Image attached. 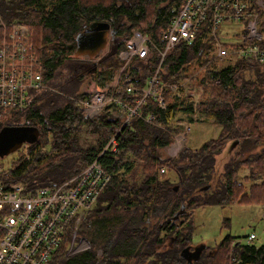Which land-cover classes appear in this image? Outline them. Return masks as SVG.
Segmentation results:
<instances>
[{"label": "trees", "instance_id": "trees-1", "mask_svg": "<svg viewBox=\"0 0 264 264\" xmlns=\"http://www.w3.org/2000/svg\"><path fill=\"white\" fill-rule=\"evenodd\" d=\"M184 1L0 0V20L27 28L29 52L46 84L28 90L24 107L3 109L9 119L0 128L35 125L41 130L30 144V159L11 177L28 193L42 186L55 189L95 159L114 133L119 143L116 156L105 152L98 158L112 175L93 207L81 212L76 227L75 217L67 221L42 264H187L179 252L192 247L198 207L264 205V60L233 54L243 46L238 41L223 43L230 54L220 59L210 15L193 40L166 51L158 69L160 53L151 47L146 58L133 57L119 84L108 88L107 96L137 106L126 123L127 112L117 102L90 117L78 102L87 96L80 87L91 67L96 85L112 81L132 28L143 25L163 49L161 33ZM98 20L111 28L105 52L95 64L70 56L76 36ZM2 31L0 25V39ZM257 31L264 46V10L258 11ZM159 93L164 108L158 105ZM178 114L211 119L219 130L196 148L183 145L171 158L166 147L183 129ZM82 133L95 136V143L83 147ZM230 144V155L218 167V156ZM82 238L89 246L73 251ZM191 264H264V244L227 234L216 245H206Z\"/></svg>", "mask_w": 264, "mask_h": 264}, {"label": "built area", "instance_id": "built-area-1", "mask_svg": "<svg viewBox=\"0 0 264 264\" xmlns=\"http://www.w3.org/2000/svg\"><path fill=\"white\" fill-rule=\"evenodd\" d=\"M252 6V8H251ZM264 10V0H185L176 14L169 20L168 26L161 33L165 42L163 49L150 40L143 25L134 27L130 35L124 39L125 47L119 51V65L114 77L106 85H90L87 97L79 99L86 117L98 114L105 106L117 102L127 112L124 121L137 112L127 103L107 96L109 87H116L121 74L133 57L146 58L151 47L160 53L159 68L166 51L180 41H191L197 29L210 15L211 33L215 36L216 55L223 59L230 51L216 40V30L223 23L239 21L244 26L238 42L241 48L231 52L244 57H252L258 63L264 60V46L259 45L262 35L257 31L258 11ZM3 27L0 39V122H7L9 114L4 108L24 107L27 104V92L31 88H43L41 70L36 69V60L29 52L31 44L25 39L27 28L23 24L12 23ZM227 43H233L228 41ZM74 54L70 56L73 57ZM157 71V70H156ZM154 77L151 80L153 83ZM130 90V87L127 88ZM149 89L146 90V93ZM186 93L194 95L192 90ZM158 105L165 107L161 94ZM196 96L194 95L193 98ZM140 102V101H139ZM151 118V116L148 117ZM189 130L183 128L173 134L171 143L166 147L167 154L174 158L184 145L185 134ZM29 143H22L14 151L15 157L10 160L0 159V264H42L59 243L67 221L75 217V227L83 210L93 207L99 192L109 181L111 174L103 169L98 161L102 153L112 156L118 154L119 143L114 133L105 143L97 157L86 164L77 173L55 189L42 186L33 193L25 192L20 180H14L10 173L30 159ZM164 169L161 168L160 172ZM119 178L122 174L115 173ZM73 231V238L75 236ZM255 238L254 233L246 237L249 242ZM89 246L81 239L73 251Z\"/></svg>", "mask_w": 264, "mask_h": 264}, {"label": "rangeland", "instance_id": "rangeland-1", "mask_svg": "<svg viewBox=\"0 0 264 264\" xmlns=\"http://www.w3.org/2000/svg\"><path fill=\"white\" fill-rule=\"evenodd\" d=\"M243 29L244 26H241L239 21L223 23L216 30V40L220 43L234 42L241 36ZM237 34L239 35L236 36ZM77 58H86V56ZM89 86L90 82L86 83L85 90L91 88ZM178 117L181 118L179 124L185 130L186 126L189 125V130L185 134L184 145L192 148H196L204 140L216 136L219 130V126L214 124L211 119H205L199 115L178 114ZM93 143H95V136H87L82 133L81 145L83 147ZM232 146L233 144L227 145L226 149L218 156V167H221L227 160L233 149ZM12 157H15L14 153L8 154L4 159L10 160ZM169 174L173 180L178 179L176 172L171 171ZM193 216L197 227L191 248L202 244L216 245L227 234L239 236L241 240H245L250 233H254L255 238L252 242L257 245L264 244V205L236 203L223 206L206 205L198 207ZM100 253L101 251L98 250L97 255Z\"/></svg>", "mask_w": 264, "mask_h": 264}, {"label": "water", "instance_id": "water-1", "mask_svg": "<svg viewBox=\"0 0 264 264\" xmlns=\"http://www.w3.org/2000/svg\"><path fill=\"white\" fill-rule=\"evenodd\" d=\"M111 34L110 24L107 21H94L86 27V33H79L76 36V47L74 57L86 56L87 59L96 63L98 56L103 54L108 46ZM85 37V38H84ZM94 81L90 78L83 82L80 92L85 91V85ZM95 84V83H94ZM41 130L35 125H3L0 128V159L16 151L22 143H35L40 136ZM205 244L195 246L193 249L189 245L184 246L179 255L191 264L192 260L199 258Z\"/></svg>", "mask_w": 264, "mask_h": 264}, {"label": "flooded vegetation", "instance_id": "flooded-vegetation-1", "mask_svg": "<svg viewBox=\"0 0 264 264\" xmlns=\"http://www.w3.org/2000/svg\"><path fill=\"white\" fill-rule=\"evenodd\" d=\"M98 21H100V20H98ZM101 21H102V20H101ZM80 33H86V28H85L82 32H80ZM84 38H85V37H84ZM94 70H95V68H94V67H91V69H89V70L87 71V76H86V79L84 80V82H85V81H88L90 78L92 79V76H93ZM191 249H193V248H191Z\"/></svg>", "mask_w": 264, "mask_h": 264}, {"label": "crops", "instance_id": "crops-1", "mask_svg": "<svg viewBox=\"0 0 264 264\" xmlns=\"http://www.w3.org/2000/svg\"><path fill=\"white\" fill-rule=\"evenodd\" d=\"M96 84V83H95ZM90 85H94V83L93 82H90Z\"/></svg>", "mask_w": 264, "mask_h": 264}, {"label": "bare ground", "instance_id": "bare-ground-1", "mask_svg": "<svg viewBox=\"0 0 264 264\" xmlns=\"http://www.w3.org/2000/svg\"><path fill=\"white\" fill-rule=\"evenodd\" d=\"M103 21V20H102ZM4 23V22H3ZM87 97V96H86ZM150 119V118H149ZM104 154V153H103ZM120 174V173H119ZM112 175V174H111ZM110 178H111V176H110Z\"/></svg>", "mask_w": 264, "mask_h": 264}]
</instances>
